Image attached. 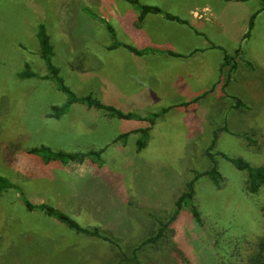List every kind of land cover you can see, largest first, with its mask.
Returning a JSON list of instances; mask_svg holds the SVG:
<instances>
[{
    "label": "crops",
    "instance_id": "0c3cea01",
    "mask_svg": "<svg viewBox=\"0 0 264 264\" xmlns=\"http://www.w3.org/2000/svg\"><path fill=\"white\" fill-rule=\"evenodd\" d=\"M49 1L50 14L47 17L43 15L41 20L53 45L52 63L60 74L61 70L64 74L66 71L63 78L71 86V92L78 94H74L77 98L91 96L106 106L141 119L170 108L159 115L153 126L140 119L123 120V123L135 124L122 133L117 131V118L79 103L72 104L60 118H52L51 108L64 105L67 99L62 103L59 98L58 103L43 95L44 107L35 122L40 128L37 133L47 136L44 143L39 141L37 146H44L53 152L72 149V153H102L100 157H88L82 163L39 160V166L43 170L45 168L44 174L38 177L39 188L26 191L25 187L23 194L38 198V205L34 206L47 205L66 214L88 217L92 225L83 228H99L110 233L104 230L99 218L105 213L123 212V197L127 192H123L122 178H116L110 172L109 164L120 165L124 161L126 170L129 164L134 165L136 182L141 180L142 174L148 180L158 173L160 180L164 170L160 166L171 155L170 135L175 134L177 125L189 129L188 138L197 142L207 141L200 135L202 130L196 123L199 117L205 118V126L210 124L208 119L212 124L224 125V118L232 108L226 100L235 99L234 94L230 97L224 94V86L234 83L241 67L236 64L234 71L225 67L224 57L225 54L235 55L241 39L233 48H227L226 44L235 28L241 31L239 21L245 22L242 28L245 35L246 24L255 15L251 38L259 23L258 16L264 14V9L255 11L256 5H250L259 0H136L139 6L161 11V14L148 13L139 21V9L126 0ZM165 14L174 17V20L167 19ZM36 26L38 31L39 25ZM109 28L115 41L123 48L114 47L115 44L111 43ZM124 46L141 54H135ZM38 53V58H41L40 50ZM241 54L243 50L236 61ZM25 61L33 67L37 64L35 60ZM245 68L249 67L245 65ZM47 75L48 72L44 76ZM48 86L49 93L59 91L51 84ZM184 104L188 106L181 107ZM146 129L144 137L140 131ZM186 130L183 129L184 132ZM218 130L230 133L227 127L220 126ZM192 133H195L194 138ZM124 134L128 136L123 139ZM142 139H145V146L137 151V143ZM35 147L32 145L26 150L38 149ZM31 154L34 153H26V157ZM136 189L139 192H134V196L146 205L158 203L170 207L176 201L175 190L169 196V202L163 204L162 198L153 200V203L150 191ZM124 201L127 206L133 205L130 200ZM4 228L9 230L10 226L6 224ZM51 229L54 228L45 226L34 235L38 239H47ZM69 233L67 230L65 237ZM87 238L95 243L97 250L101 248V260L107 252V263H101L111 264L112 247L101 239ZM29 239L28 236H15L13 230L1 231L0 264H20L22 256L19 252L17 258L15 244H26Z\"/></svg>",
    "mask_w": 264,
    "mask_h": 264
},
{
    "label": "rangeland",
    "instance_id": "374dc122",
    "mask_svg": "<svg viewBox=\"0 0 264 264\" xmlns=\"http://www.w3.org/2000/svg\"><path fill=\"white\" fill-rule=\"evenodd\" d=\"M48 2L50 1L0 0V179L11 185V188L0 193V228H4L6 224L10 226L9 230L4 228L0 232L13 230L15 236L30 237L26 244H15L17 258L19 252L22 256L20 264L107 263V252L106 257L101 260V248L97 250L95 243L86 236L77 234L39 210L29 212L25 207V201L38 205V198L25 196L23 189L26 187L25 190L28 191L37 190L38 177L45 172V168L43 170L38 164L39 160H44L43 154L34 153L31 155L35 158L26 157V153L32 152L26 150L28 147H44L37 146V142L45 141L47 135L37 133L40 128L35 122L44 107L43 95L58 103L59 98L63 100L62 103L67 99L60 91L49 93L48 84L57 87V83L54 80L43 82L46 80L44 75L48 72L47 64L42 56L38 58L40 43L36 25L45 27L41 17L50 14ZM252 4L256 5L255 11L264 9V0L250 5ZM134 6L139 9V5ZM240 15L243 17V10ZM258 22L251 38L243 41L242 28L245 27V22L239 21L241 31L235 28L226 44L227 48H233L241 39L237 48H241L243 54L238 61L237 56L234 57V62L241 66L239 76L234 83L224 86V94L235 96L234 101L231 98L226 100L232 108L224 118V125L216 122L212 124L208 119L210 124L205 126V118L199 117L196 123L204 131L200 135L207 139L203 142L189 139V129L188 133L183 125H177L175 134L170 135L174 144L169 139L171 155L160 166L164 168L160 180L157 178L158 173L148 180L142 174L141 180L136 182L134 165L129 164V169L126 170L124 161L120 165L109 164L110 172L116 178H122L123 192L127 193L123 197V212L102 214L99 223L104 226V230L121 241L122 251L131 256V250L156 230L150 214L163 216L171 214L174 208V204L170 207L158 203L153 206L143 204L134 196V192H139L136 188L153 193L152 201L162 198L163 204L169 202V196L175 190L176 200L184 191L185 184L194 178V172L203 173L211 168L212 162L206 152L211 147L214 132H218L216 142L209 152L214 155L217 170L224 182L220 189L215 187L209 176H202L195 182L192 205L198 210L203 224L195 222L190 205H187L170 225L172 233L165 236L160 247L146 246L137 252L141 264H249L258 252V245L264 237V216L261 211L264 205V185L257 194H248L247 173L237 170L219 155L221 153L230 158H241L253 167H264V14L258 16ZM108 31L111 43L115 44L114 47H120L110 28ZM214 40L218 42L217 38ZM52 57L51 64L56 66L52 63ZM27 59L35 60L36 66H31L25 61ZM245 65L249 68L246 69ZM26 67L38 77L21 79L19 74ZM65 74L63 70L59 73L65 86L70 89L71 86L64 80ZM15 119L17 121L12 123ZM115 120L119 125L117 131L122 133L123 130L132 129L135 124ZM200 121L202 123L199 125ZM220 126L227 127L230 133H226L227 130L225 133L218 131ZM6 128L8 129L5 130ZM194 136L195 133H192L191 137ZM136 149L141 151L143 148ZM71 150H64L63 153H72ZM125 199L130 200L133 205L127 206ZM61 213L82 227L92 225L90 219L82 214L77 217L75 214ZM45 226L53 227V233L48 232L47 239L36 238L34 233ZM67 230L70 233L65 237ZM116 254V250L110 248L111 264L119 262Z\"/></svg>",
    "mask_w": 264,
    "mask_h": 264
},
{
    "label": "trees",
    "instance_id": "16d2710c",
    "mask_svg": "<svg viewBox=\"0 0 264 264\" xmlns=\"http://www.w3.org/2000/svg\"><path fill=\"white\" fill-rule=\"evenodd\" d=\"M127 2L137 5L138 3L136 0H126ZM140 10L139 15V21H141L144 16L148 13L153 14H161V11L157 8L148 7V6H138ZM165 17L167 19H173L174 17L165 14ZM255 15H253L248 23V29L245 35L243 36V41L248 39L250 37V32L252 30V27L254 25ZM37 38L40 43V52L41 56L45 60L47 64L48 69V75L44 76V79H50L54 80L57 83V88L60 92L64 93L67 96V102L60 106V107H52L50 117L52 118H60L62 115H64L69 107L72 104L79 103L82 105H85L88 108H93L95 110L104 111L111 117H115L117 119L121 120H130V119H140L144 121H148L151 126L154 125L155 120L159 117V115L164 114L169 111V109H164L160 114H154L150 118L147 119H141L137 116H133L132 114H125L122 113L119 110H116L113 107L106 106L102 104L99 100L92 98L91 96L77 98L68 87L65 86L63 79L59 75V70L51 64L50 58L53 55V46L50 42V37L46 32V29L43 25L38 26V32H37ZM123 47V45H120ZM126 49L132 51L135 54L140 55L141 52H138L136 49L131 48L129 46H124ZM241 53V48H239L234 56H229L228 54H225L224 57V65L225 67L228 66L232 71H234L237 66L234 62V57L238 56ZM19 77L21 79L25 78H34L38 77L35 73L31 72L28 67H26V70L19 74ZM188 104H184L181 107H187ZM148 129L141 130L142 136H146ZM222 131V130H218ZM226 131V130H225ZM128 134H124L122 137L123 139L126 138ZM218 136V132H214L213 134V140L211 147L207 150L206 155L212 162L211 168L203 173H197L194 172L195 176L192 180L188 181L185 184L184 191L180 194V196L176 199L174 203L173 212L167 215L163 216H155L150 214V218L153 220L154 225L153 227H156V230L151 232V234L145 239L142 240L141 243L134 247L131 250V256H127L126 252L122 251L121 241L113 236L110 233L103 232L99 228H83L80 226L75 220L70 218L69 216L58 212L57 210L53 209L52 207H49L47 205H40V206H34L30 204L29 202L25 201V207L29 211L39 210L40 212L45 213L46 215L55 218L60 223L67 226L69 229L75 231L77 234L84 235L86 237H92L97 238L105 241L108 243L112 248L116 250L117 256L120 259L119 262L123 263H129V264H141V262L138 260L137 252L144 249L146 246L150 248H158L160 247L161 243L164 241L165 236L168 233H172L170 230V225L177 219L179 213L183 208H185L187 205H190V212L193 215V218L195 222L198 225H202V219L200 217V214L198 210L195 208L194 205H192V201L195 197V182L197 179H199L202 176H209L212 182L214 183L215 187L217 189H220L224 178L217 170L216 166V160L214 158V155H212L209 151L212 149L213 145L216 142ZM145 139L140 140L137 143V148L142 149L145 146ZM33 153H40L43 154V157L45 160H51L56 159L59 160L61 163L66 164L69 162H75V163H82L85 159L88 157H100L102 152H88V153H63V152H53L48 148L41 147L39 149L32 150ZM223 159L230 162L237 170L243 171L247 173V181H246V192L248 194H257L261 187L264 185V167H253L248 162L244 161L241 158H230L224 154H219ZM11 188V185L8 183V181L4 179H0V193L4 191L5 189ZM262 214L264 216V205L261 207ZM119 262L115 264H120ZM249 264H264V237L260 241L258 245V252L256 255L250 260Z\"/></svg>",
    "mask_w": 264,
    "mask_h": 264
}]
</instances>
